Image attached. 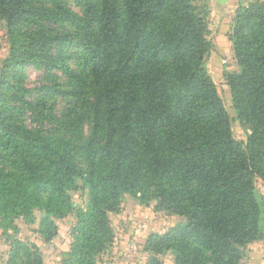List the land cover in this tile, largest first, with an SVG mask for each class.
Segmentation results:
<instances>
[{
    "label": "trees",
    "instance_id": "16d2710c",
    "mask_svg": "<svg viewBox=\"0 0 264 264\" xmlns=\"http://www.w3.org/2000/svg\"><path fill=\"white\" fill-rule=\"evenodd\" d=\"M65 1L0 0L11 41L0 77V227L33 222L41 210L39 232L51 242L59 235L54 219L74 213L70 264H98L115 238L110 215L125 194L140 195L187 220L148 238L149 264H164L166 254L175 264H241L247 247L264 240L256 189L257 178L264 182V1L241 6L231 20L242 71L225 84L252 126L246 143L234 138L205 67L213 47L206 4L70 0L78 14ZM26 66L70 81L68 90L40 89L74 100L62 116L27 99L16 79ZM17 98L55 130L28 128L8 105ZM80 182L89 189L86 210L71 197ZM7 264H45V257L16 241Z\"/></svg>",
    "mask_w": 264,
    "mask_h": 264
},
{
    "label": "rangeland",
    "instance_id": "374dc122",
    "mask_svg": "<svg viewBox=\"0 0 264 264\" xmlns=\"http://www.w3.org/2000/svg\"><path fill=\"white\" fill-rule=\"evenodd\" d=\"M206 4L209 8V22L212 43V51L205 61V67L218 87V91L224 100L225 107L231 117L233 136L236 140L246 143L252 133V126L248 121L240 119L236 106L230 93L227 91L225 77L229 74L241 73L235 55L234 42L231 36L234 33V25L231 20L235 17L241 6L257 0H231L226 6H222L215 0H197ZM264 1V0H260ZM66 4L78 14L82 13L73 1L66 0ZM230 14V17L228 15ZM230 21V22H227ZM47 29L58 31H75L69 24H48ZM74 55L75 49L70 50ZM11 53V41L5 22L0 23V77L4 62ZM78 57H72L71 67H78ZM18 85L26 89L27 99L33 104L45 102L54 107L55 112L62 116L73 104L71 97L63 94L49 95V91L42 89L45 86H55L59 90H68L72 87L70 81L60 71H55L51 78H47L43 68L26 66L17 73ZM14 109L18 117L28 128L42 129L45 132L54 131L55 127L45 121H40L28 108L23 107L19 99L8 103ZM88 134V127L85 129ZM256 189L259 200L264 209V182L261 178L256 180ZM72 199L81 210H86L89 203V189L80 182L79 188L71 192ZM156 199L141 198L140 195L125 194L122 199L120 211L110 215L114 229L113 245L98 257V264H149L151 255L145 251L148 238L153 234H165L170 229L187 223L185 218L169 215L165 211L157 209ZM33 222H27L23 217L14 221L13 226L0 227V264H7L12 246L20 241L29 247H35L43 252L45 264H70L72 245L75 242L77 217L74 213L63 219H54L59 235L53 241H46L39 232L44 211L34 210ZM257 245V246H256ZM259 249V251H257ZM258 252V253H257ZM164 264H175L171 254L161 255ZM264 240L247 247L246 256L241 264H264Z\"/></svg>",
    "mask_w": 264,
    "mask_h": 264
},
{
    "label": "water",
    "instance_id": "95a60500",
    "mask_svg": "<svg viewBox=\"0 0 264 264\" xmlns=\"http://www.w3.org/2000/svg\"><path fill=\"white\" fill-rule=\"evenodd\" d=\"M215 1L222 6H226L231 0H215ZM228 17H230V14L228 15Z\"/></svg>",
    "mask_w": 264,
    "mask_h": 264
},
{
    "label": "crops",
    "instance_id": "0c3cea01",
    "mask_svg": "<svg viewBox=\"0 0 264 264\" xmlns=\"http://www.w3.org/2000/svg\"><path fill=\"white\" fill-rule=\"evenodd\" d=\"M257 243H259V242H257ZM257 243H256V244H257ZM256 246H257V245H256ZM257 251H259V249H257ZM257 253H258V252H257ZM261 259H264V257H261ZM262 262H264V261H262Z\"/></svg>",
    "mask_w": 264,
    "mask_h": 264
}]
</instances>
